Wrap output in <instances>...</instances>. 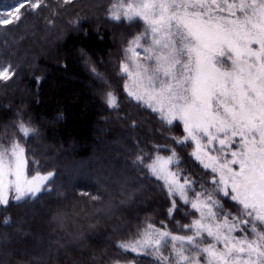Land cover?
<instances>
[{
    "label": "snow or ice",
    "instance_id": "1",
    "mask_svg": "<svg viewBox=\"0 0 264 264\" xmlns=\"http://www.w3.org/2000/svg\"><path fill=\"white\" fill-rule=\"evenodd\" d=\"M80 3L16 0L12 11L0 13V28L10 32L9 26L20 27L30 13L50 10L56 17ZM103 11L105 21L128 32L112 74L123 81L126 99L156 124L150 134L133 136L129 167L137 183L121 193L120 202L137 199L136 191L147 182L156 184L168 207L160 226L146 222L110 245L114 251L103 253L99 264H264V0H109ZM74 17L68 31L87 36V14L77 11ZM80 52L104 104L118 110L121 99L109 74L84 49ZM7 59L0 56L5 93L20 75ZM36 79L39 84L41 78ZM139 127L132 120L133 133ZM40 136L26 112L0 105V209L68 199L58 173L42 171L26 150ZM74 195L104 199L86 189ZM64 215L55 208L50 222L59 225ZM0 227L4 241L7 230L16 229L10 216L0 220ZM28 235L19 229L13 237L19 246L17 264H37L29 254L35 242ZM87 236L81 229L73 239L79 237L84 247Z\"/></svg>",
    "mask_w": 264,
    "mask_h": 264
},
{
    "label": "trees",
    "instance_id": "2",
    "mask_svg": "<svg viewBox=\"0 0 264 264\" xmlns=\"http://www.w3.org/2000/svg\"><path fill=\"white\" fill-rule=\"evenodd\" d=\"M15 2L0 0V13L11 10ZM108 3L109 0H83L76 8L66 6L67 11L59 16L53 17L52 11L44 10L38 15L28 14L18 28L9 26L10 32L0 28V42L6 40V45L0 46V56L17 65L20 72L6 93L0 88V105L10 104L13 110L26 112L35 122L41 136L32 139L26 150L40 161L42 171L58 173V181L68 193V199L58 205L44 200L30 208L0 209V220L10 216L16 225V229L7 230V241L0 238V264H17L19 246L13 237L19 229L27 231L28 240L35 242L29 254L37 257V264H99L103 253L114 251L110 245L129 238L148 221L160 226L161 220L167 219L168 201L156 184L145 182L136 191L137 199L120 202L121 193L137 183L129 167V157L134 154L133 136L150 134L149 128L156 124L145 109L126 99L123 81L112 74L128 32L105 21L103 10ZM77 11L89 18L87 36L68 31V21L75 18ZM48 18L55 20L54 25L47 23ZM97 29L103 39L97 38ZM81 49L91 61L99 62L101 72L109 74L112 88L121 99L118 110L104 104L97 90L100 85L84 67ZM37 77L41 78L39 84ZM10 116L11 113L5 114V122ZM132 120L140 125L135 133L130 128ZM7 135L11 136V131ZM87 164L91 165L86 173L93 177L91 180H82L81 174L85 173L80 170L68 171ZM106 166L108 173L104 171ZM112 173L118 178L116 185L109 187ZM85 189L104 199L90 201L74 195ZM55 208L65 213L59 225L50 222ZM81 229L88 234L84 247L79 246V237L73 239V234ZM4 232L0 227V233ZM60 240L65 243L61 245Z\"/></svg>",
    "mask_w": 264,
    "mask_h": 264
},
{
    "label": "rangeland",
    "instance_id": "3",
    "mask_svg": "<svg viewBox=\"0 0 264 264\" xmlns=\"http://www.w3.org/2000/svg\"><path fill=\"white\" fill-rule=\"evenodd\" d=\"M13 9H11V10H7V11H3L2 13H4V12H9V11H12ZM90 164L88 165H83V166H80L78 169H75V170H73L72 168L71 169H69L68 171L70 172V173H75L77 170H80V172H84L85 174L86 173H88V170H89V168H90ZM106 173H108V170H107V166H106V170H104ZM117 176L115 175V174H111L110 175V182H109V187H112V186H114V185H116V182H117ZM125 185H127V186H130V182H126L125 183ZM112 190V189H111ZM65 204V203H64ZM63 204V205H64Z\"/></svg>",
    "mask_w": 264,
    "mask_h": 264
}]
</instances>
